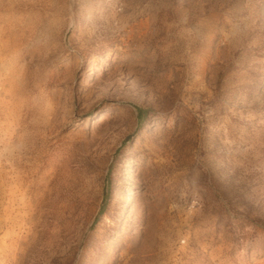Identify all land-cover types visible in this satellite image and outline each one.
<instances>
[{
	"label": "rangeland",
	"instance_id": "obj_1",
	"mask_svg": "<svg viewBox=\"0 0 264 264\" xmlns=\"http://www.w3.org/2000/svg\"><path fill=\"white\" fill-rule=\"evenodd\" d=\"M0 264H264V0H0Z\"/></svg>",
	"mask_w": 264,
	"mask_h": 264
}]
</instances>
